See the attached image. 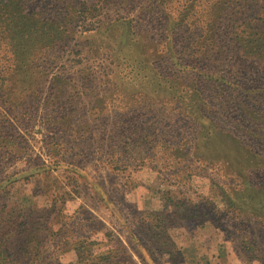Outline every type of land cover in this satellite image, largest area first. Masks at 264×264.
I'll use <instances>...</instances> for the list:
<instances>
[{
	"label": "rangeland",
	"instance_id": "obj_1",
	"mask_svg": "<svg viewBox=\"0 0 264 264\" xmlns=\"http://www.w3.org/2000/svg\"><path fill=\"white\" fill-rule=\"evenodd\" d=\"M25 3L0 11V264H264V0Z\"/></svg>",
	"mask_w": 264,
	"mask_h": 264
},
{
	"label": "trees",
	"instance_id": "obj_2",
	"mask_svg": "<svg viewBox=\"0 0 264 264\" xmlns=\"http://www.w3.org/2000/svg\"><path fill=\"white\" fill-rule=\"evenodd\" d=\"M26 7V3H25V0H0V11L2 10H9L10 9H16V8H19V7ZM6 14V13H5ZM1 18H0V25L2 27H4L5 25V18H2L3 15H0ZM77 21L79 22H85L87 18V16H76L75 17ZM82 24H85V23H82ZM8 213V220H11L12 223L14 224H17L19 223V221L24 218V220L27 222L29 219V215L31 214L29 211L27 212V215L25 214V212L20 209L19 207H14L12 208L10 211L6 212ZM165 214V213H164ZM163 214V219L162 220H159V218L161 219V214L160 215H156V217L158 218L159 222L157 223L158 225V228H160L159 232L158 233H153L154 237L157 238L158 236H161V238L163 239V243H162V246H163V249H162V254L163 255H168L169 258H168V261H170L171 263H176L174 260H171V255L172 253L175 251L176 252V255H179V251L178 249L176 248V246L173 244V242L170 240V238L165 234V231L162 232V230L165 228V224L167 223V218L165 217V215ZM175 214V213H174ZM173 215V214H172ZM180 216L179 215H174L171 220H170V224L171 222L175 223L176 222V218L180 219L179 218ZM185 217V216H184ZM187 218V217H185ZM188 219V218H187ZM166 229V228H165ZM18 234H20L18 228H16ZM162 232V233H161ZM121 251H122V248H120ZM177 249V250H176ZM124 252V250H123ZM170 259V260H169ZM140 261H144L142 258H140ZM94 264V263H93Z\"/></svg>",
	"mask_w": 264,
	"mask_h": 264
}]
</instances>
